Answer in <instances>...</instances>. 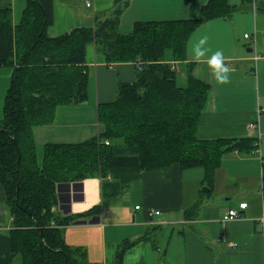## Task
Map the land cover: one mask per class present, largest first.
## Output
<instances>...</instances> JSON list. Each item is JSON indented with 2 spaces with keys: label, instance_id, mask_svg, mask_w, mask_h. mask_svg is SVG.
I'll return each instance as SVG.
<instances>
[{
  "label": "trees",
  "instance_id": "16d2710c",
  "mask_svg": "<svg viewBox=\"0 0 264 264\" xmlns=\"http://www.w3.org/2000/svg\"><path fill=\"white\" fill-rule=\"evenodd\" d=\"M55 1L68 0H27L17 24L9 7L0 9V67L11 70L0 120V183L12 218L9 237L16 264H96L88 261L84 248L65 243L64 228L75 217L55 212L59 183L98 176L118 194L143 171L177 165L184 171L203 169V182L212 188L226 154L257 152V137L199 138L198 121L209 86L192 75L190 64L186 86L179 87L176 72L163 59L170 50L175 60H185L187 41L199 26L229 18L251 0H242L240 7L228 0H207L193 20L136 22L126 35L119 32L117 8L110 18H95L93 27L50 36ZM259 8L264 12V1ZM90 44L108 65L141 62L142 67H136L134 81L118 82L112 101L98 104L96 137L47 143L38 162L33 128L52 123L56 108L87 99ZM261 196L264 204V166ZM197 209L196 203L185 217ZM99 212L95 206L80 216ZM133 243L120 244L115 264H122Z\"/></svg>",
  "mask_w": 264,
  "mask_h": 264
},
{
  "label": "crops",
  "instance_id": "0c3cea01",
  "mask_svg": "<svg viewBox=\"0 0 264 264\" xmlns=\"http://www.w3.org/2000/svg\"><path fill=\"white\" fill-rule=\"evenodd\" d=\"M26 1L0 0V9L9 7L12 22L17 24ZM206 1H55L53 24L48 33L59 36L75 27H93L95 18H110L119 8V32L126 35L136 22L193 20ZM262 1L251 0L229 18L210 20L199 26L187 41L185 60H175L171 51L163 55L164 61L176 72L179 87L186 86L190 64L192 75L209 86L199 116L198 137L210 140L257 137V152L248 156L238 152L226 154L215 171L212 188L203 182V169L199 177L193 178L191 173L188 178L184 174L188 170H181L177 165L143 171L137 181L118 194H114L110 184L104 186L98 176L59 183L55 189V212L61 217H75L64 228L65 243L84 248L90 263L115 264L120 244L134 241L124 252L122 264H264V224L261 222L264 218L261 196L264 113L260 112L264 108V12L259 8ZM228 2L240 7L242 0ZM247 31L252 35L248 36ZM203 36L208 37L205 48L209 51L202 61H196L191 48ZM217 50L223 51L225 63L231 69L227 84L217 83L205 62ZM85 63L86 101L56 108L52 123L33 128L38 162L47 143H78L96 137L98 104L114 99L118 82L134 81L137 67L134 62L108 65L94 44L86 48ZM252 123L253 130L248 128ZM245 179L252 181V188L241 183ZM202 185L209 191H201ZM202 193L208 194L206 199ZM196 203V214L186 218L185 211ZM240 203H246V208L241 209ZM95 206H100L99 214L80 216ZM229 210L236 211L240 217L224 220ZM151 211L159 214L152 215ZM12 228L6 194L0 183V264L18 263L12 255L9 237Z\"/></svg>",
  "mask_w": 264,
  "mask_h": 264
},
{
  "label": "clouds",
  "instance_id": "9594fccd",
  "mask_svg": "<svg viewBox=\"0 0 264 264\" xmlns=\"http://www.w3.org/2000/svg\"><path fill=\"white\" fill-rule=\"evenodd\" d=\"M208 37L203 36L191 48V53L196 61H202L209 49L205 48ZM212 71V75L219 84H227L229 82L230 67L225 63L223 51L217 50L205 61Z\"/></svg>",
  "mask_w": 264,
  "mask_h": 264
},
{
  "label": "rangeland",
  "instance_id": "374dc122",
  "mask_svg": "<svg viewBox=\"0 0 264 264\" xmlns=\"http://www.w3.org/2000/svg\"><path fill=\"white\" fill-rule=\"evenodd\" d=\"M246 33L248 34V36L249 35H252V34H250L251 31L250 32L247 31ZM170 53H171L170 50H167L166 51V54H170ZM10 77H11V70H10V68H8V67L0 68V120H2V117H3V111H2L3 110V101H4V97H5L6 90H7L8 86H9ZM38 156L40 157V155H38ZM201 170L202 169H200V168L194 169V171H189L188 170L187 172H184V174H185V177L187 176L189 178L190 175H192L191 173H193V175H194L193 178H196V177H199L201 175V172H202ZM241 183L245 184L244 186L247 185L249 189L253 187V183L249 179H245ZM203 187H206V186L205 185L200 186V190L201 191H202ZM254 188H256V187H254ZM201 195H202V197L204 199H206V197H207L206 195H208V194L202 193ZM213 198H214V196H213ZM167 229H168V231H170V228H167Z\"/></svg>",
  "mask_w": 264,
  "mask_h": 264
},
{
  "label": "built area",
  "instance_id": "2783aa9c",
  "mask_svg": "<svg viewBox=\"0 0 264 264\" xmlns=\"http://www.w3.org/2000/svg\"><path fill=\"white\" fill-rule=\"evenodd\" d=\"M90 5H91V4L88 2V3H87V6H90ZM244 37H245V38H248L247 35H244ZM141 64H142L141 62H137V63H136V66H137L138 69H140V68L142 67ZM260 112H261V113H264V108H260ZM253 127H255V125H254L253 123L248 125V128L251 129V130L254 129ZM105 144H108V142L105 141ZM246 206H247L246 203H240V204H239V207H240L241 209H245ZM136 209H138V207H136ZM149 213L152 214V215H153V214H154V215L159 214L158 211H151V212H149ZM239 217H240V214H238L236 211H234V210H229V211L226 213V215L224 216L223 219H224V220H235V219H238ZM261 222L264 224V218H261Z\"/></svg>",
  "mask_w": 264,
  "mask_h": 264
},
{
  "label": "water",
  "instance_id": "95a60500",
  "mask_svg": "<svg viewBox=\"0 0 264 264\" xmlns=\"http://www.w3.org/2000/svg\"><path fill=\"white\" fill-rule=\"evenodd\" d=\"M202 191H209V188L208 187H203Z\"/></svg>",
  "mask_w": 264,
  "mask_h": 264
}]
</instances>
